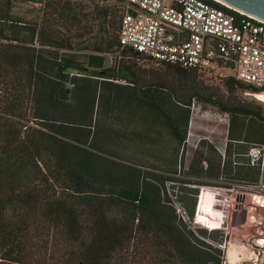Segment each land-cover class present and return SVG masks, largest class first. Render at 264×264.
Segmentation results:
<instances>
[{"label": "trees", "instance_id": "1", "mask_svg": "<svg viewBox=\"0 0 264 264\" xmlns=\"http://www.w3.org/2000/svg\"><path fill=\"white\" fill-rule=\"evenodd\" d=\"M113 1L0 0V264H223L222 249L202 239L208 230H192L168 196L169 182L182 183L178 201L194 218L191 182L175 177L193 99L230 115L229 142L224 156L197 149L186 175L264 186V158L248 157L264 148V111L237 96L262 89L227 76L220 100L203 97L198 70L159 64L166 74L148 76L146 59L120 44L125 0ZM29 2L42 17L15 13ZM116 111L135 127L115 129ZM167 143L170 156H158ZM146 144L171 175L123 154Z\"/></svg>", "mask_w": 264, "mask_h": 264}, {"label": "rangeland", "instance_id": "2", "mask_svg": "<svg viewBox=\"0 0 264 264\" xmlns=\"http://www.w3.org/2000/svg\"><path fill=\"white\" fill-rule=\"evenodd\" d=\"M98 4H113V0H95ZM43 5L35 3L17 4L15 13L26 19H36L42 17ZM41 12V13H40ZM114 57L106 58V67H110ZM138 66L146 72L148 76H160L165 75V67L155 62L147 60L138 61ZM220 73L216 72H200L197 83L205 88L206 93L202 94L206 97L209 93H217L219 99L228 96V92L224 86V79ZM124 84L125 82H121ZM181 82H177L178 85ZM183 86L182 83L177 87ZM238 98L244 102H256L258 106H261L264 111V101H260L251 93H238ZM216 105L208 103L203 100L193 99L191 105V120L188 127L187 140L184 147L179 151L178 157V174L175 177L180 181H190V184L184 186L188 188L186 191V198L188 204L196 200V209L194 218H189L184 212L181 203L177 198V189L183 184L180 182L170 183L175 185H167L168 196L177 208L179 214L183 216L185 222L189 227L198 232L201 229L208 230V236L202 238L206 242L216 245L223 251V264H262V256L264 247L258 245L261 244L264 239V186L254 185L249 181L233 180L226 178V176L220 177L219 180H212L204 177L191 178L186 175L188 167L192 161L195 151L204 150L207 152V146L210 144L215 148L218 154L224 156L226 154L227 145L229 142L228 131L230 124V115L227 116ZM115 122V129L123 130V128L135 127V121L133 117H130L126 112H114L109 116ZM96 121H94L95 124ZM136 124H138L136 122ZM142 130V129H141ZM145 132V130H144ZM161 140L167 142L169 140L168 135L163 133ZM123 145L129 142L125 139L121 140ZM205 142V143H204ZM138 146L132 145L134 149L125 151L131 158L132 162L144 164V170H153L156 173L171 175L169 173L170 165L166 162H158L151 155L152 146ZM166 144L165 147L157 146L156 152L164 151V156H170L169 153L174 150V146ZM144 147L147 148V153H144ZM256 148L255 145L251 146L250 151ZM251 164L258 162L264 158V155L260 158H256L250 155ZM120 152H123V146L120 148ZM143 153V154H142ZM150 153V155H149ZM159 156V155H158ZM243 159H246V155H240ZM182 157L184 162L182 163ZM167 158V157H165ZM155 166L160 170L152 169L151 166ZM206 166V163L205 165ZM259 196V198L257 197ZM237 198H240V202L237 203ZM244 206V210L248 212L247 222L244 225L233 226L232 215L237 206ZM221 221V222H220ZM221 223V229H216V224ZM208 223V225H206ZM214 225V226H213ZM208 226V227H207ZM213 230L221 232L218 234L219 239L215 241L213 235L210 233ZM211 234V235H210ZM222 240V241H221ZM219 243V244H218ZM221 243V244H220ZM264 246V245H263ZM233 249V251H232ZM261 252V255L258 254ZM255 253V254H254Z\"/></svg>", "mask_w": 264, "mask_h": 264}, {"label": "built area", "instance_id": "3", "mask_svg": "<svg viewBox=\"0 0 264 264\" xmlns=\"http://www.w3.org/2000/svg\"><path fill=\"white\" fill-rule=\"evenodd\" d=\"M120 44L157 64L233 76L264 97V23L215 0H125Z\"/></svg>", "mask_w": 264, "mask_h": 264}, {"label": "water", "instance_id": "4", "mask_svg": "<svg viewBox=\"0 0 264 264\" xmlns=\"http://www.w3.org/2000/svg\"><path fill=\"white\" fill-rule=\"evenodd\" d=\"M239 13L264 23V0H215ZM248 212L240 210L233 213L232 225H244L247 222Z\"/></svg>", "mask_w": 264, "mask_h": 264}, {"label": "bare ground", "instance_id": "5", "mask_svg": "<svg viewBox=\"0 0 264 264\" xmlns=\"http://www.w3.org/2000/svg\"><path fill=\"white\" fill-rule=\"evenodd\" d=\"M257 98L260 99V100H264V97L259 96V95H257ZM220 222H221V221H220ZM213 226H214V225H213ZM215 227H216V229H221V223L218 222V223L216 224ZM232 251H233V249H232ZM254 254H255V253H254Z\"/></svg>", "mask_w": 264, "mask_h": 264}, {"label": "flooded vegetation", "instance_id": "6", "mask_svg": "<svg viewBox=\"0 0 264 264\" xmlns=\"http://www.w3.org/2000/svg\"><path fill=\"white\" fill-rule=\"evenodd\" d=\"M240 202V198H237V203H239ZM240 210H244V206H237V208H236V210L234 211V213L235 212H238V211H240ZM232 222V221H231Z\"/></svg>", "mask_w": 264, "mask_h": 264}]
</instances>
